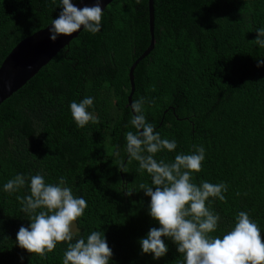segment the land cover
Returning <instances> with one entry per match:
<instances>
[{
	"label": "trees",
	"instance_id": "16d2710c",
	"mask_svg": "<svg viewBox=\"0 0 264 264\" xmlns=\"http://www.w3.org/2000/svg\"><path fill=\"white\" fill-rule=\"evenodd\" d=\"M153 8L154 47L135 67L132 102L144 97L146 122L177 143L154 158L171 163L203 146L191 182L228 187L226 202L206 201L220 216L209 235L222 238L245 211L264 238V65L257 66L264 48L254 42L264 28V0H153ZM60 11V0H0V63ZM101 25L96 34L82 29L0 104V264H62L68 246L58 243L46 258L18 246L20 227L31 221L17 196L30 195V179L18 192L3 190L18 174H40L53 185L64 177L63 186L87 202L72 243L100 231L110 264H184L167 237L160 259L142 253L139 241L160 225L140 188L153 186L152 178L139 162L128 164L125 151V134L135 131L128 71L150 42L147 0H112ZM85 97L94 98L88 111L96 122L79 128L70 105ZM120 160L128 172L118 169Z\"/></svg>",
	"mask_w": 264,
	"mask_h": 264
},
{
	"label": "clouds",
	"instance_id": "9594fccd",
	"mask_svg": "<svg viewBox=\"0 0 264 264\" xmlns=\"http://www.w3.org/2000/svg\"><path fill=\"white\" fill-rule=\"evenodd\" d=\"M102 0L93 6L77 7L73 0H60L61 11L51 21L50 39L71 36L83 27L85 32L96 34L101 31L103 10ZM139 4L140 0H136ZM254 40L264 48V28L257 30ZM264 59L258 60V67ZM145 98L133 100V113L129 124L135 131L125 134L128 155L127 163L139 162V171H146L152 178V185L141 184L146 196L150 197L149 214L159 223V228H151L146 238L139 243L143 254H154L153 259L166 255L168 247L162 237L173 241L183 257L184 264H264V238L259 226L245 211L235 217L232 230L223 237H212L220 216L214 214L206 201L209 198L226 202L225 183L212 184L203 181L199 186L191 182L192 174L201 170L205 159L203 146H196L192 154H177L174 162H159L154 158L162 150L175 151V140L162 139L154 131V125L146 122L143 114ZM94 104L93 97H85L79 103L73 101L70 110L77 127L83 128L96 116L88 109ZM119 153H117V156ZM118 169L128 172L123 160ZM30 179V195L17 196L22 212L29 216V227L21 226L16 243L21 249L41 258L52 252L58 243L68 242L62 264H110L112 250L105 234L93 231L85 238L73 241L72 225L87 207L83 198L74 197L71 188L64 187L66 179L59 178V185L46 184L42 175L26 178L18 174L3 185V190L12 194L23 188ZM129 196L132 192L127 193ZM239 195V193H237Z\"/></svg>",
	"mask_w": 264,
	"mask_h": 264
},
{
	"label": "water",
	"instance_id": "95a60500",
	"mask_svg": "<svg viewBox=\"0 0 264 264\" xmlns=\"http://www.w3.org/2000/svg\"><path fill=\"white\" fill-rule=\"evenodd\" d=\"M112 0H102V10ZM148 2V20L150 31V42L147 48L134 60L128 71V79L130 83V91L127 97V105L131 108L132 94L134 92V70L138 62L143 59L154 47V8L153 0ZM96 0H78L75 4L77 7L93 6ZM56 16L55 18H57ZM53 18V19H55ZM52 19V20H53ZM51 20V21H52ZM51 21L37 29L32 34L21 39L6 55L0 63V104L8 98L13 92L24 85L37 71L48 63V61L71 39L76 37L78 32L71 36H59L56 41L50 39Z\"/></svg>",
	"mask_w": 264,
	"mask_h": 264
},
{
	"label": "rangeland",
	"instance_id": "374dc122",
	"mask_svg": "<svg viewBox=\"0 0 264 264\" xmlns=\"http://www.w3.org/2000/svg\"><path fill=\"white\" fill-rule=\"evenodd\" d=\"M78 231V229L75 226V223L72 225V233L75 234Z\"/></svg>",
	"mask_w": 264,
	"mask_h": 264
}]
</instances>
